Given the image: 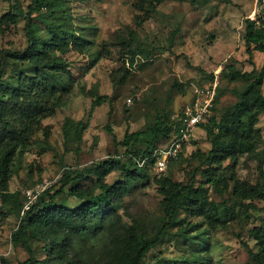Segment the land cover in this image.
<instances>
[{
	"label": "rangeland",
	"instance_id": "1",
	"mask_svg": "<svg viewBox=\"0 0 264 264\" xmlns=\"http://www.w3.org/2000/svg\"><path fill=\"white\" fill-rule=\"evenodd\" d=\"M34 1L0 0V63L4 65L0 95L17 71L28 69L27 64H17L12 53L24 51L29 45L27 13ZM62 1L65 13L59 10L58 18L46 8L33 14L39 23L38 34L47 35L41 22L46 18L74 29V41L79 46L73 45L63 55L66 69L47 68L41 73L49 81L43 100L47 116L30 124L33 128L28 131V140L17 149L9 182V192L16 202L7 203L6 208L0 194V264H17L30 256L23 243L16 245L13 241L30 201L29 189H41V193L51 189L54 193L61 187L64 173L71 169L88 172L79 181V190L99 193V176L89 172L95 165L117 155H124L126 161V149L147 147L142 141L125 145L127 132L145 130L160 119L175 123L193 89L218 81L215 110L184 148L182 158L168 169L174 181L191 182L202 154L211 148L203 125L212 115L218 116L234 105L237 91H243L250 82L244 77L228 79L224 66L232 64L242 72H259L264 64V51L255 49L251 55L245 40L257 0H154L157 8L144 22L141 17L145 10L135 7L142 0ZM10 10L16 18L10 16ZM132 51L137 53L130 65ZM261 91L264 94V79ZM99 96L106 98L92 110V102ZM79 121L88 123L81 139L75 134ZM17 124L14 127L19 129ZM256 127L259 136L253 150L240 155L236 164L228 159L213 170L220 179L219 186L209 182L202 170L197 173L199 181L209 187L211 200L234 208L224 224L213 226L204 216L183 209L168 223L163 209L165 196L154 165L149 163L148 178L132 181L118 201V209L100 226L85 234L57 226L30 227L23 241L40 259L55 258L66 264H125L131 255L132 228L149 237L165 226L160 242L142 264L159 259L174 264L175 259L194 252H201L206 264H255L250 250L259 249L255 229L264 227V198L239 200L234 186L236 179L264 183V112ZM66 128L70 135L65 133ZM170 138L159 144H167ZM125 178L117 168L102 174L108 184ZM19 202L23 204L20 213ZM55 202L73 208L82 200L65 188Z\"/></svg>",
	"mask_w": 264,
	"mask_h": 264
},
{
	"label": "trees",
	"instance_id": "2",
	"mask_svg": "<svg viewBox=\"0 0 264 264\" xmlns=\"http://www.w3.org/2000/svg\"><path fill=\"white\" fill-rule=\"evenodd\" d=\"M62 0H35L29 6L27 34L29 45L24 51L12 53L13 58L21 64H27L30 73L26 70H19L3 88L0 95V194L4 207L6 204L15 201L9 192V182L12 176V164L21 143L28 140V131L33 126L30 124L38 122L42 117L47 116V108L44 106L45 94L48 93L49 81L43 77L42 71L48 69H66L68 63L63 60V55L72 46H79L74 39L77 32L69 29L66 24L48 21L43 18L47 35L39 33V23L33 17L35 12L47 9L52 16L58 18L56 13L61 10L65 13ZM135 7L145 10L141 17V22L146 21L151 11L157 8L154 0H142L136 3ZM14 7V6H13ZM62 8V9H60ZM10 16L14 19L16 13L10 10ZM245 40L248 52L252 55L253 50L264 51V29L255 27L249 21L246 27ZM136 51H132L130 65L134 64ZM223 73L230 80L237 77L247 78L250 82L243 91H237V102L227 108L220 115H212L209 121L203 125L211 142V148L207 153H203L197 171L193 174L189 183L182 184L172 179L169 172L164 176H155L159 179L163 200V209L168 223H172L178 213L183 209L194 216H204L213 226L224 224L228 217L234 213V208L222 207L211 200L208 194L209 187L206 183L197 178L198 171L202 170L208 181L215 186H219L220 179L216 178V166L222 161L232 160L233 164L238 162L240 155L249 153L254 148V141L259 136L256 127L260 114L264 112V94L261 91L262 80L264 79V64L259 72H242L234 65L227 64L223 68ZM4 65L0 63V80L3 78ZM52 93V92H51ZM105 96H99L92 102V110L100 105ZM215 110V107L213 108ZM18 123V124H17ZM67 123H72L68 119ZM18 128H15V125ZM88 123L79 121L75 126V134L81 139L82 132ZM20 125V126H19ZM30 126V127H29ZM179 120L175 123H168L166 119H160L155 125L145 130L127 132L123 143L133 145L138 141L144 142L145 149H126V161L124 155H117L95 165L89 172L99 176L98 187L101 189L97 194H89L87 191L79 190V181L88 174L85 171L67 170L61 178V187L54 193L47 189L40 193L37 199L32 202L29 208L24 209L18 229L13 233V241L16 245L23 243L30 252V256L17 264H66L63 261L51 259L49 257L40 259L33 253L32 247L23 241V234L30 227H54L62 229H73L79 233H87L102 224V220L113 211L118 209V201L128 190L130 183L134 180H144L148 178V165L140 166V162L146 157H151L153 149L159 145V141L171 136L170 140L178 133ZM111 132V129H108ZM65 133L70 135L68 128ZM169 140V141H170ZM184 150L177 160L183 156ZM174 160V161H177ZM203 166H207L203 169ZM117 168L121 170L126 178L116 181L114 184L105 183L102 174L105 170ZM232 177V176H231ZM232 179H235L232 177ZM68 188L71 194L80 198L82 202L73 207L59 205L55 202L58 195ZM234 193L239 200L264 198V183L250 184L235 180ZM7 208V207H6ZM23 209V204L19 202V213ZM165 226L160 227L151 236H146L137 229L132 228L131 238L133 244L131 255L125 264H142L147 253L155 247L161 240ZM255 232L259 239L258 251L250 250V256L255 264H264V227H257ZM52 241L51 244H54ZM52 246L50 247V251ZM152 264H170L163 259H159ZM174 264H206V257L201 252H194L184 255L174 260Z\"/></svg>",
	"mask_w": 264,
	"mask_h": 264
},
{
	"label": "built area",
	"instance_id": "3",
	"mask_svg": "<svg viewBox=\"0 0 264 264\" xmlns=\"http://www.w3.org/2000/svg\"><path fill=\"white\" fill-rule=\"evenodd\" d=\"M251 22L255 27L264 29V0H257L255 8L250 15ZM218 81L210 83L206 87H196L193 89L190 101L184 106L179 115V130L167 144L158 145L153 149L151 157H146L140 162V166L146 163L154 165V170L159 176L167 174L170 164L177 160L184 148L193 140L197 130L212 112L216 103ZM41 189L27 191L30 201L26 208L37 199Z\"/></svg>",
	"mask_w": 264,
	"mask_h": 264
}]
</instances>
